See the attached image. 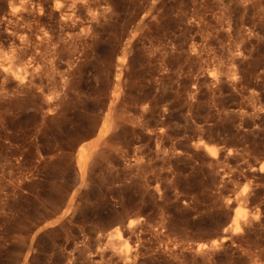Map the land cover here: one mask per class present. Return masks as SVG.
Instances as JSON below:
<instances>
[{
	"label": "rangeland",
	"instance_id": "obj_1",
	"mask_svg": "<svg viewBox=\"0 0 264 264\" xmlns=\"http://www.w3.org/2000/svg\"><path fill=\"white\" fill-rule=\"evenodd\" d=\"M30 1L0 0V264H264V0H73L74 41Z\"/></svg>",
	"mask_w": 264,
	"mask_h": 264
},
{
	"label": "bare ground",
	"instance_id": "obj_2",
	"mask_svg": "<svg viewBox=\"0 0 264 264\" xmlns=\"http://www.w3.org/2000/svg\"><path fill=\"white\" fill-rule=\"evenodd\" d=\"M32 1V0H31ZM30 1V2H31ZM46 2V1H45ZM25 3H27V2H25ZM99 3V2H98ZM32 4H33V9H31V10H29V12H27V13H25V14H23L22 13V18L25 20V21H29V23H30V18H29V15L30 14H33L35 17H36V19L38 20V19H40V15L39 14H37V12H36V8H34V7H42V9L44 8V2L42 1V0H38L37 2H36V0H34V1H32ZM81 4H79V1H65V2H62V1H59L58 0V3H56V5L54 6V8H53V10H52V14L51 15H59V17H60V27H61V29H62V31H63V33H66V36H67V38L69 39H71V41H74L75 40V36L73 35V33H71V32H69V31H67L69 28H74L75 26H77L76 24H77V21H78V16L76 15V9H81L82 7L80 6ZM46 6V5H45ZM86 7V6H85ZM90 7V6H89ZM28 8V7H27ZM87 8V7H86ZM26 9V8H25ZM36 9V10H35ZM28 10V9H27ZM24 11V10H23ZM42 12V11H41ZM44 13V12H43ZM91 13H92V15H93V12L91 11ZM19 14V13H18ZM97 14V13H96ZM56 15V16H57ZM16 16V15H15ZM81 16V15H80ZM81 18V17H80ZM22 19V20H23ZM82 19V18H81ZM24 22V21H23ZM37 22V21H36ZM79 22V21H78ZM33 23V22H32ZM31 23V24H32ZM81 23H83V22H81L80 21V24ZM30 24V25H31ZM37 24V23H36ZM35 24V25H36ZM43 24V23H42ZM27 26V25H26ZM81 26V25H80ZM39 27V26H38ZM38 27H37V29H38ZM29 28V27H28ZM33 28V27H32ZM26 29V28H25ZM37 29H36V31H37ZM39 30V29H38ZM73 30H75V29H73ZM28 31H30V29L28 30ZM59 31V30H58ZM24 32H25V30H24ZM27 32V31H26ZM31 32V31H30ZM31 33H33V31L31 32ZM48 33H49V31H48ZM63 33L61 34V36L63 35ZM88 33V32H87ZM24 34V33H23ZM26 35H27V33H26ZM34 35V34H33ZM57 36V35H56ZM28 37V40L29 41H31V39H32V37L31 36H26V38ZM59 37V36H58ZM86 37V36H85ZM25 37H24V39H26ZM59 39V38H58ZM64 39V38H63ZM66 39V38H65ZM84 39V38H83ZM27 40V41H28ZM36 40H37V42L35 43V48L36 47H39L40 46V44L42 43V44H44L45 43V41H47L48 42V45H50V44H53L54 45V43L56 42L55 40H56V37L53 35H48L47 33H46V31H44L43 29L40 31V32H38V33H36ZM60 41H58V42H61V38L59 39ZM55 41V42H54ZM70 41V42H71ZM80 41V40H79ZM35 42V41H34ZM67 42H68V40H67ZM70 42H68V43H70ZM25 43H27V42H25ZM75 43V42H74ZM82 45H84V43L82 44ZM43 46V45H42ZM51 46V45H50ZM50 46H47V48L48 47H50ZM41 48V51L43 50L42 49V47H40ZM27 50V49H26ZM30 54H32V53H30ZM3 68L5 69V71H7V72H10L11 70H10V68H8V67H5V66H3ZM24 72H22L21 70H18L17 72H13V71H11V72H13L14 73V75H15V78L16 79H18V80H20V81H25L26 80V78H27V74H28V72H29V68L27 69V67L25 66L24 68ZM26 82V81H25ZM85 146V145H84ZM207 147H209L210 148V150L212 151V152H214L215 153V148H214V146H207ZM85 148H86V146H85ZM99 149V148H98ZM240 213H241V207H237L236 209H235V216H234V218H233V223H232V227L236 230V231H238L239 229H241L240 228V222L241 221H239L240 219L238 218V216L240 215ZM222 240H225V238H223ZM128 256H129V254H128ZM130 258H128L127 260H129ZM131 261V260H130Z\"/></svg>",
	"mask_w": 264,
	"mask_h": 264
}]
</instances>
